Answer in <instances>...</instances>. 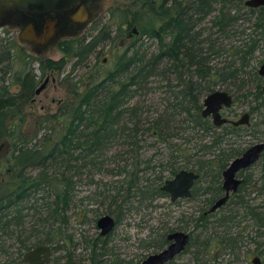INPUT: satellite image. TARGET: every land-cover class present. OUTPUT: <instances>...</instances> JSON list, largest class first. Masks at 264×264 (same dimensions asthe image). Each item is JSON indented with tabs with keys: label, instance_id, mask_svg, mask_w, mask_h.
Masks as SVG:
<instances>
[{
	"label": "trees",
	"instance_id": "trees-1",
	"mask_svg": "<svg viewBox=\"0 0 264 264\" xmlns=\"http://www.w3.org/2000/svg\"><path fill=\"white\" fill-rule=\"evenodd\" d=\"M131 1L137 3L133 10H110L112 14L115 10L120 13L119 27L135 24L140 35L118 51L112 67L93 64L78 76L65 73L62 79L67 95L53 111L38 115L25 111L37 84L36 74L27 68V63L37 61L40 77L50 69L61 72L70 59H74L73 67L86 65L88 55L100 52L96 47L101 41L110 39L116 47L115 35L111 36L102 26L91 37L62 39L59 47L64 54L58 59L33 58L15 41H6L5 45L0 42V255L5 254L0 264H23L19 259L21 250L40 242L61 248L60 241L68 238L63 213L72 205L77 177L85 168L90 183H94L91 169L120 175V179L104 182L103 189L93 193L107 200L108 213L114 215L117 223L130 208H149L153 199L163 196L159 187L167 177L165 171L173 173L190 166L218 182L221 169L242 151L238 137L248 127L229 123L215 126L202 116L201 100L215 89L214 85H223L226 90L231 86L245 91L253 88L250 94L255 100L262 98L257 108L264 111V90L258 67L253 63L255 53L264 44V5L246 6L244 0ZM207 16L209 24L200 26ZM141 36L155 38L157 49L144 48ZM15 61L19 66L10 72ZM251 76L258 79L254 85L250 84ZM154 77L167 80L166 91L172 99L154 119L147 121L142 116L143 105L129 101ZM173 79L175 83L171 82ZM11 86L16 90L12 91ZM188 129L202 153L190 152L191 145L171 142ZM141 130L148 131L153 137L150 145L156 146L149 156L141 151ZM118 141L127 148L118 154H107ZM157 142L163 143L162 148ZM204 153L212 156L202 157ZM262 158L259 178L264 188ZM111 163L113 166L108 168ZM219 190L218 185L212 194L217 195ZM38 193L43 200L51 198L42 202L40 208L48 211L51 222L59 223L41 237L38 234L44 227H39L40 222L31 225L32 232L24 234L20 213L22 203ZM87 199L95 204L103 202ZM136 202L140 205L133 207ZM29 208L38 212L35 206ZM248 214L258 229L264 228L262 210L249 207ZM45 219L39 216L36 221ZM200 220L204 230L209 222L203 215ZM225 221L219 220L222 224ZM34 236L38 239L33 242ZM209 238L207 235L202 241L201 264H222L221 255L225 252H207ZM8 239L17 243L16 255L7 251L13 245H5ZM229 239L225 233L219 242L225 250Z\"/></svg>",
	"mask_w": 264,
	"mask_h": 264
},
{
	"label": "rangeland",
	"instance_id": "rangeland-1",
	"mask_svg": "<svg viewBox=\"0 0 264 264\" xmlns=\"http://www.w3.org/2000/svg\"><path fill=\"white\" fill-rule=\"evenodd\" d=\"M85 4L87 16H81L80 14L73 13L75 20H82L79 30L77 29L78 31L75 33H69V30L63 33L60 29L64 26L60 24L59 30H57V32L53 35V37L51 38L52 40L50 39V42L47 41L48 43H46V45L44 44L45 46L42 48L41 51L38 50L41 43H37L33 40L21 37V32L23 31V28L25 26L26 18H24L23 16H19L17 13H14L10 16V20H12L11 22H9L10 20H8L3 24H0V42L5 45L6 41H15L17 45L21 46L25 51L30 53V56L33 58L39 57L58 59L64 54L58 44V40L60 38L69 37V35H77L78 33L81 34L82 32L87 30L88 36L90 37L92 34L96 33L97 30L102 26H106L107 30L112 36L113 34H115L116 27L120 22V13L117 12L118 10H115L112 14L110 9L121 7L133 10L137 6V3L132 2L131 0H86ZM241 10L243 12L245 11V9ZM127 18H131V12L127 14ZM207 18L208 16L200 23V26H207L209 24L207 22ZM95 21H98V23H96V26L91 29L90 26H92ZM250 23L251 19L249 21H245L246 25H249ZM66 27L67 26H65L64 28ZM205 30L209 31L210 28H205ZM89 32L91 33L89 34ZM140 38L143 40V47L146 48L148 51H153L157 49L158 42L155 38H147L143 36H141ZM117 43L118 39L115 41L114 44L117 45ZM112 44L113 42L110 39L101 41L96 47L100 48L99 54L96 56V54H94L95 52H93L92 54L88 55L87 58L84 60V62H86V65L81 64L73 67L74 59H70L67 62L65 68L61 70V72L55 71L52 73V71L46 70V72L37 80V86H39V84L47 75H49L50 77L54 76L56 79L53 81L49 80L47 87L43 89L40 93L35 95V101L31 102L29 108L25 109L27 114L33 112L38 115L56 109L57 103L53 101L52 98L56 100V98H65L67 95L68 90L66 89V84L63 83L62 79L65 73L70 72L71 75L78 76L79 74H82L84 71H86L88 67L93 63L103 64V68L112 67L114 59L116 58V55L120 50L119 47H114V45ZM13 52H15L16 54V50H13ZM104 57L107 59L106 62H103ZM263 59L264 44H262L255 53L253 63L255 64L256 68L260 65ZM18 66L19 65L15 61V63H13L11 66L10 72L17 69ZM29 67L33 69L37 77L40 75V70L38 68L37 61H35L34 59L31 60L29 64L27 63V68ZM171 76L174 77V75ZM251 77L252 78L250 84H256V80L258 79L254 78V76ZM259 81H261V79H259ZM171 82L175 83L176 80L173 79L171 80ZM166 83L167 80L165 78H150V82L147 83L148 88L146 87L144 89H141L140 94L135 95L130 99L129 103L131 104L137 101L141 105H143L142 116L146 118L144 120L148 121L154 119L156 114L163 109L166 102L172 99V96H170L168 93L169 91H166ZM214 87L224 88L223 85L219 84L214 85ZM10 88L12 91L16 90L15 86H11ZM177 88L178 87H174V89ZM228 90L233 95V104L231 108L225 112L226 114H228L230 117H236L243 111H251L250 124L248 125V128L242 131L241 137H238L239 145L243 150L244 148L250 146L251 144L257 141L264 140V111L261 108L259 109L257 108V106H255L256 101L253 99L252 94L248 95L247 98L244 97V89L239 90L235 88V86H231V88ZM249 90H251L252 92L254 91L253 88ZM253 106L255 107L252 108ZM30 121L31 120H29V122ZM146 125L147 124H143L144 127ZM34 126L35 123L31 125L32 129H34ZM180 134L182 137L174 138L171 140V142L177 141L182 142V144L184 145L186 144L193 146L192 148H190V152L194 150H197L201 153L203 152V150L199 149V144L198 142H196L197 140L195 138L190 137L193 134L190 129L181 131ZM186 137L192 138L191 141H187ZM138 138H140V140H142L144 144V147L141 149V151L143 150L144 155L149 156L155 152L156 146L150 145V143L153 142V137L148 133V131L143 132L141 130V132L138 134ZM156 144H158V146L162 148L163 143L157 142ZM124 148L127 147L123 146L122 144H119L118 141V143H114L113 147L111 148V150L108 151L107 154L112 155L113 153H121ZM211 156L212 154L210 153H204V155H202V157ZM152 163L154 164L155 161H152ZM112 166L113 164L111 163L108 164L107 167L111 168ZM260 168L261 164L257 163L256 165H253L250 168L242 171L240 175L241 177H245V175H247V178L250 180L259 179ZM87 169L88 168H85L83 170L84 173L81 175L80 178L77 177L78 182L74 188V200L72 202V205L68 207L63 213V215L67 219V226L66 224L64 225L66 230L65 235L68 236V238L70 236V239L73 238V240L69 241V239L67 238V240L65 239L60 241L61 248H57L52 251L51 262L48 264H66L67 262H69V249H71L72 243H79V245H77L76 251L81 250L82 245L84 244L83 237L94 238V236L98 234L99 230L96 227L97 218L101 215L108 214L109 207L107 200H105L103 196H94L93 193L100 189H103L104 182H112L115 179H120L121 177L120 175H114V173L109 171H96L94 169H91L89 171H91L92 173L94 183H90L88 182L89 179L86 178ZM165 172L167 173V175L171 174L167 171ZM207 185L208 184L206 180H202L200 183L196 184L194 188L195 192H198L199 189L207 187ZM248 190L249 188L247 189V191ZM41 196V193L35 194L29 200L22 203V209L20 213L22 215V228L25 235H28L29 232H32L33 227L31 225H35V223L37 224L40 222L41 225L39 227H44L42 228L43 230L41 231L40 236L38 237L44 236L43 234L49 229H52V227L54 229L59 226V223L57 221L51 222L52 220L49 219L47 216V210H41L42 208H40L42 202L51 200V198L43 200L41 199ZM194 196L195 194H193V197ZM253 196L254 194L252 193L250 195V198L252 199ZM87 197L94 198L96 201L98 200L103 202L101 204L91 203L92 200L89 201ZM193 197L191 199L182 200L175 205H167L166 198L159 197L151 201L149 208H140L138 211L135 208H130L129 212L123 215L121 221L116 224L115 228L111 232V242L106 247L110 252H112V255H110V257L114 258V255H119V258H123L126 261L130 260V258H132L131 251L133 250V243L135 239L139 238L140 240L148 241V237L151 233V236H155L157 233H161V229H159V227L166 220L169 221L170 227L183 225L186 230H190L192 224L180 221L181 218L186 220L189 219V217H191L192 215L197 216L199 215V213L207 210L210 206L208 202L210 195L200 194L199 197H196L194 199ZM262 198L263 197L260 196L256 200L254 199L253 202L258 203L262 200ZM35 199H37V202H35ZM134 205L136 206L140 204L136 202L133 203V207H135ZM142 205H144V203ZM30 206L37 207L38 212H35L36 209L34 210L33 208H29ZM228 210L229 209L226 206L220 209L219 211L215 212L214 214L209 215L207 220V222H209L207 228H205L204 230L202 229V239L206 238L207 235L212 236L210 239V244L211 247L214 249L216 248L215 246H218L219 244L220 236L225 235V232H230L234 236L236 235L235 228L237 227H235L231 223H226L223 225L221 224L220 226H217V220L219 218H224V216L226 217L228 215ZM240 213L241 215L237 216V220L241 223V225L245 226L247 233V245L246 248L242 250L245 251L246 254L243 256L241 251L237 252V256L231 253L225 254L222 264H252L251 259L253 255L259 254V252L262 251V255H260L262 260L261 264H264V235L257 236L258 232L256 231V226L254 225L252 220L248 219L247 222L244 224V222H242V220L244 219V214L242 210H240ZM39 216L46 219L36 221ZM112 216L114 217V215ZM262 230L263 229H261V231ZM61 236L63 237L64 235L61 234ZM251 237H254L256 241L260 242V246L253 242V240H251ZM31 241H36V237H33ZM5 243V245L13 244L12 246L7 247L6 249L12 255H16L15 251H17V243L10 239H8ZM54 244L56 245V242ZM219 248H221V246ZM75 249L76 247H74V250ZM137 251L139 253V256L141 254H144L145 252L144 249H137ZM84 254L88 255L89 252H85ZM4 257L5 254L3 256L0 255V259H3ZM191 257L192 255L188 253V255H184L179 258L174 264H188V261ZM104 264H115V260L108 258V260H106Z\"/></svg>",
	"mask_w": 264,
	"mask_h": 264
},
{
	"label": "flooded vegetation",
	"instance_id": "flooded-vegetation-1",
	"mask_svg": "<svg viewBox=\"0 0 264 264\" xmlns=\"http://www.w3.org/2000/svg\"><path fill=\"white\" fill-rule=\"evenodd\" d=\"M85 2H86V0L82 1V3L84 4V6L86 8ZM77 10L78 9L75 10V8H74V9H71L70 11H68V12L60 14L61 15V23H63L62 26H64V27L67 26L66 28L63 27V28L60 29V30H62L63 33H65L67 30H69V33H75V32H77L79 30L80 25L82 23V20H79V19L75 20L74 19V15H73V13H75V14L78 13ZM18 15L19 16H23L24 18H26L25 25L31 19V17L23 10L19 11ZM11 21L12 20H10L9 22H11ZM33 21L37 22V23H40V26H41V20L33 19ZM96 23H98V21H95V23L92 26H90L91 29L96 26ZM67 24H69V25H67ZM118 25L116 27L115 34H113V35H115V37L118 39V43H117L116 47H119L120 49H123L133 39L137 38L140 35V32H138V34H135V33L132 32V30H131L132 26L135 25V24H132V25L128 26L127 23H124V25H122V27H119ZM37 30H39V29L37 28ZM90 33L91 32H89V34ZM85 35L87 37H89L88 36V30L82 32L81 34L78 33L77 35H69V37L60 38L58 40V44H59V41L62 40V39H65V38L72 39L74 37L75 38H77V37L80 38V37H83ZM51 40H49L48 42H50ZM48 42H46V43H48ZM46 43H44V44L46 45ZM44 44L41 43V45L38 48V50L41 51L42 48L45 46ZM98 49H100V48H98ZM94 54H96V53H94ZM98 54H96V56ZM106 60L107 59L104 57L103 62H106ZM93 64H98V63H93ZM93 64H91V65H93ZM50 71H52V73L55 72V71L59 72L57 69H50ZM46 77H48V80H47L46 84L44 85V87L38 93H40L43 89H45L47 87V84H48L49 80L53 81V80L56 79L54 76L50 77L49 75H47V76H45V78ZM39 78H40V76H38V77L36 76L37 80ZM260 78H261V81H262V90H264L263 78H262L261 75H260ZM36 88H37V84H36V86L34 88L33 96L30 99V104H31V102L35 101V99H36L35 95L38 94V93H35V89ZM248 95H250V90H246L245 91L244 97L247 98ZM232 98H233V95H232ZM261 99H262L261 97H259L257 100L254 99L256 101V105L255 106H257V102L260 101ZM52 100L55 101L57 104H60L63 101V98H56V100L54 98H52ZM201 102H202V100H201ZM231 106L223 107L222 110H221L222 114L227 116V117H229V118H237V117H239L241 113L238 116H236V117H230L228 114L225 113L227 110H229L231 108ZM255 106H253V107H255ZM246 111L249 113V122L245 123V124H241V125H245V126L248 127V125L250 124L251 111L250 110H246ZM203 117H207V118H209L211 120L210 116H203ZM226 123H228V122H226ZM229 124H231V123H229ZM235 126H237V125H235ZM246 148H244V149H246ZM263 156H264V154L263 155L261 154V156L256 161H254L253 163H251L250 165H248L246 167H243V168H240L239 170H237L236 177L242 179L241 183L238 185L236 191H230L229 192L228 198L225 201V203L222 204L219 208H217L214 211H208V210L212 206V204H214L220 197H222L224 195V192H225L223 187H222L223 178H222V175H221V171H222L223 168L220 171V178H219V181L217 182V181L211 180V178L208 177V175H204L201 171L197 170L196 168H191L190 166L181 167V168L192 169L195 172L199 173V177L193 182V185L191 187L190 196H184V197H181V198L177 197L176 199H174L172 201L170 199L169 192L161 190V188H160L161 186L159 187L161 192H163V196L161 198H166L167 205H175V204H178L182 200L191 199L193 197V194H195L193 199L196 198V197H199L200 194H205V195L208 194V195H210V198L208 199V202H209L210 206H209V208L207 210L199 213V215H197V216L192 215L191 217H189V219H186V220L181 218L180 221H182V222L184 221V222H188V223L192 224V227H191L190 230H186V228L183 225L182 226L179 225V226H175V227H170L169 221L166 220L159 227V229H161V233H157L155 236H151V234H152L151 233L149 235V237H148V241L140 240L139 238L135 239V241L133 243V250L131 251V257L132 258H130V260L126 261L123 258H119V255H114V258H111L110 255H112V252H110L106 248L111 242L110 237H111V232L113 230L110 233L102 235V234H100V229L96 226L97 229L99 230L98 234L96 236H94V238L83 237L84 244L82 245L81 250L76 251L77 250V245H79V243H76V244L72 243V247H71V249H69V262H67V263H69V264H104L105 261L108 260V258H110L112 260L113 259L115 260V264H142L143 261L149 255L154 254V253H158V252H160V251H162V250H164V249L169 247V245L174 241L173 239L169 238V235L171 233L177 232V231H182V232H188V234H189V238H188L187 243L185 244L184 248L180 252L176 253L172 258L168 259L167 261H165V262H163L161 264H174V263H176V261L179 258H181L184 255H188V253H190V255H192V257L188 261V264H201V258H202L201 257V252H202V241H203L202 235H201V233H202V220H200L201 215H203L205 220H208V216L209 215L214 214L215 212L219 211L220 209H222V208H224L226 206L229 209L228 210V215H227V217L224 216V218H222V219L219 218L217 220V222H218L217 226H220L222 224V223L219 222V220H226L224 224L231 223L235 227H237V228H235L236 235L234 236L230 232H225L230 237V239H229V248L225 250L223 248V245H221V243H220L221 248H219V244H218V246L217 245L215 246L216 247L215 250H217V252H219V253H222V251H223V253L225 252L224 254L222 253L223 255H221V258H224L225 254H229V253L234 254L235 256H237L238 255L237 252H239V251H241L243 256H244L246 254V252L242 251V250H244L246 248V245H247V233H246L245 226L241 225V223L238 222L237 216L241 215L240 210H242V212L244 214L243 215L244 219L242 220V222H244V224H245L248 219L252 220V222L254 223L253 219L250 218V216L248 214L249 207L250 208L254 207L258 211L262 210L263 213H264V188H263V184L260 181V178L256 179V180H250V179L247 178V175H245V177H241L240 174H241L242 171L250 168L253 165H256L257 163L261 164V160L263 159L262 158ZM178 170H176L175 172H177ZM175 172L171 173L170 175H167V177L163 180L162 184L164 183V181L166 179L172 178L173 174ZM260 173H261V168H260ZM259 177H260V174H259ZM202 180H206V182L208 184L207 187H204V188L201 187L202 189H199L198 192H195L194 188H195L196 184L200 183ZM218 185L220 187L219 193L217 195H213L212 194L213 188H217ZM248 188H249V190L247 191ZM252 193L254 194L255 197L253 196L252 199H251L250 195ZM260 196L263 197L262 200L260 202H258V203H254L253 200L254 199L256 200ZM109 215H111V214H109ZM114 220H115V226H116L117 221H116L115 218H114ZM254 225L256 226L255 223H254ZM115 226H114V228H115ZM140 226H142V225H140ZM238 228H239V230H238ZM240 228H242V229H240ZM261 229H263V230L261 231ZM41 231L39 232V234L38 233L37 234L40 235ZM153 231H154V229H153ZM256 231L258 232L257 236L264 235V232H263L264 228L263 227L258 229V227L256 226ZM223 236L224 235L220 236L219 242L221 241ZM209 237L210 238H209L207 252H210V250L213 252L214 248H212L211 244H210V239H211L212 236H209ZM37 239L38 238H36V240ZM72 240H73V238L70 239V236H69V241H72ZM251 240H253V242H255L258 246H260L261 243L256 241L254 239V237H251ZM139 242H141V243H139ZM39 244H49V243L40 242V243L31 245V247H29L28 249H23L21 254H20V258H19L20 261H21V257L23 256V254L27 250H29L30 248H32L34 246H37ZM49 245L51 246V254L49 256V261L46 264L51 262L52 251L55 249L52 244H49ZM74 247H76L75 250H74ZM108 248H111V247H108ZM137 249H144V251H145L144 254H141L139 256V253H138ZM85 252H89V254L86 255V254H84ZM262 252H259V254H254L252 259L255 256H258L259 259H260V264H261L262 260H261V256L260 255H262V254H260V253H262ZM247 254H248V252H247ZM252 259H251V263H252ZM22 263L23 264H28V263H25V262H22ZM252 264H254V263H252Z\"/></svg>",
	"mask_w": 264,
	"mask_h": 264
},
{
	"label": "water",
	"instance_id": "water-1",
	"mask_svg": "<svg viewBox=\"0 0 264 264\" xmlns=\"http://www.w3.org/2000/svg\"><path fill=\"white\" fill-rule=\"evenodd\" d=\"M83 0H0V24L8 21L14 13L19 14V11H25L31 19L23 28L21 37L33 40L37 43H46L59 30L61 23V13L78 9L77 14L86 15V8L82 3ZM244 4L250 7L264 5V0H244ZM87 16V15H86ZM41 20L40 23L34 22ZM37 28L39 30H37ZM132 32L138 34L139 29L136 25L132 26ZM134 36V35H133ZM258 74L263 78L264 87V59L257 68ZM46 77L35 89L38 93L46 84ZM233 103L231 92L223 88H215L207 92L202 98V116H210L214 125L219 126L226 122L233 125H241L249 122V113L244 111L237 118H229L222 114L223 107H229ZM264 151V140L257 141L239 155L233 157L229 163L222 169L221 175L223 178L222 187L224 195L220 197L208 211H214L219 208L228 198L230 191H236L242 179L236 177V172L240 168L246 167L256 161ZM199 177V173L192 169L180 168L173 174V177L166 179L161 185V190L167 191L170 194V199L173 201L177 197L190 196V190L193 182ZM96 226L100 229V234L110 233L114 226L115 220L109 215L100 216L96 221ZM169 238L174 241L168 248L149 255L142 264H161L172 258L176 253L180 252L189 238L188 232L177 231L169 235ZM51 254V246L49 244H39L27 250L21 257V261L28 264H46L49 261ZM252 263L260 264V259L255 256ZM69 264V263H67Z\"/></svg>",
	"mask_w": 264,
	"mask_h": 264
}]
</instances>
